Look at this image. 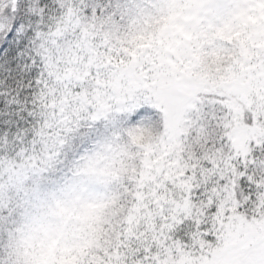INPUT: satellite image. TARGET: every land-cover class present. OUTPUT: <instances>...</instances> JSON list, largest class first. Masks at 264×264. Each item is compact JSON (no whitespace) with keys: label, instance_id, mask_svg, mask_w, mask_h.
Masks as SVG:
<instances>
[{"label":"snow or ice","instance_id":"6c2138e0","mask_svg":"<svg viewBox=\"0 0 264 264\" xmlns=\"http://www.w3.org/2000/svg\"><path fill=\"white\" fill-rule=\"evenodd\" d=\"M0 2V264H47L111 201L125 210L102 264H264V57L239 112L233 86L188 78L191 57L109 62L120 33L169 14L211 33L238 0ZM149 133L145 157L134 140Z\"/></svg>","mask_w":264,"mask_h":264},{"label":"rangeland","instance_id":"374dc122","mask_svg":"<svg viewBox=\"0 0 264 264\" xmlns=\"http://www.w3.org/2000/svg\"><path fill=\"white\" fill-rule=\"evenodd\" d=\"M204 2L211 3L213 0H204ZM135 40L137 45L128 48L124 47L122 42L116 45L117 40L115 39V56L109 62H116V57L120 56L135 61L143 54L156 49H162L164 53L180 60L182 64V57H191L193 64L188 68V78L210 90L233 86V91L236 93L233 107L239 112L242 104L247 105L250 102L251 73L256 68V61L264 57V3L252 4L251 0H238V6L230 20L211 33L202 32L199 35L189 18L169 14L158 22L136 31ZM197 42L199 50L195 51L191 45ZM233 43H236L238 49L235 60L223 67L220 72L213 75L207 73L208 70L204 66L206 57L215 59L224 56V49H227L229 45L232 46ZM119 63H124V61L121 60ZM248 132L247 125H238L236 138L242 145L247 139ZM153 151L154 146L144 156L148 157ZM160 159H163V156L153 160L152 164H158ZM152 195L155 196L157 193L153 192ZM170 195V192L161 186L157 202H169ZM102 210L104 211L102 206H90L80 216L74 229L67 234L70 244L80 235L83 238L89 236V229L94 228L91 225L103 214ZM64 250L66 253L69 249L67 246L52 245L48 250L47 264H55L53 262L55 252L60 255Z\"/></svg>","mask_w":264,"mask_h":264},{"label":"trees","instance_id":"16d2710c","mask_svg":"<svg viewBox=\"0 0 264 264\" xmlns=\"http://www.w3.org/2000/svg\"><path fill=\"white\" fill-rule=\"evenodd\" d=\"M2 8L3 4L0 2V11H2ZM101 38L105 41L109 39L107 34H101ZM115 39L117 40L116 45L121 44V42L124 47L128 48L137 45L136 40L134 41L135 32L131 35L120 33ZM226 48L227 49H224V56L215 59H211V57L208 56L206 57L208 61H204V66L205 69L207 68L206 70L209 71H207V73L213 75L214 73L220 72L223 67L228 66V64L235 60L237 56L236 51H238L236 43ZM155 139L156 137L152 133L140 135L135 138L134 146L141 149L145 155L147 151L154 146ZM131 171L134 173L136 169L133 168ZM102 209H104V211L102 210L103 214L92 223L91 226H94V228L89 229L90 232L87 238H83L80 235L76 241L67 246L69 250L66 253L65 250L63 254L60 255L55 252V260H53L55 264H102V254H104L111 245L112 234L114 230L119 227L118 218L125 210L124 205L116 201H111L102 205Z\"/></svg>","mask_w":264,"mask_h":264}]
</instances>
